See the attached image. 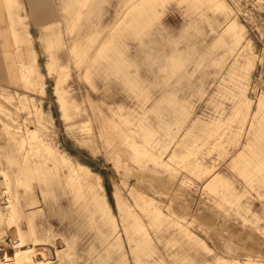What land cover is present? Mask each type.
<instances>
[{
	"label": "rangeland",
	"instance_id": "374dc122",
	"mask_svg": "<svg viewBox=\"0 0 264 264\" xmlns=\"http://www.w3.org/2000/svg\"><path fill=\"white\" fill-rule=\"evenodd\" d=\"M21 1L19 41L0 2V230L17 192L27 232L71 247L53 264H264V0ZM26 32L44 92L18 74ZM10 132L94 183L26 198Z\"/></svg>",
	"mask_w": 264,
	"mask_h": 264
},
{
	"label": "bare ground",
	"instance_id": "6f19581e",
	"mask_svg": "<svg viewBox=\"0 0 264 264\" xmlns=\"http://www.w3.org/2000/svg\"><path fill=\"white\" fill-rule=\"evenodd\" d=\"M20 1L21 0H2L6 10H8V26L10 32L17 41L20 40L18 35L20 34V31L23 30V27L20 25V14L15 13V7H17L18 2ZM28 34L29 33L26 32L27 39L24 44H17V51H21V48L24 47L28 48L31 53L30 58L28 60V58H23L18 55L20 58L18 59L16 67L20 79L28 84H32L34 87H40V90L43 91L44 84L39 72L36 52L31 49L30 43L32 37H30V39ZM34 87L33 89H35ZM28 89H30V87ZM37 121L40 123V119H37ZM109 128L111 130L113 129L115 132L121 133V136H123L122 127L118 124L112 123ZM28 130V135L30 134L31 137H36L34 129ZM107 130L108 128L105 129L102 127V131L107 132ZM9 135L12 140L20 143V148H17L16 150L15 163L17 170L15 173V180L18 184L25 182L24 193L26 198L36 197L37 195H42L43 197L47 193L52 194L53 186L62 187L63 181L69 182V180V184L74 191V196L80 197V179H84V181L90 186L94 183L90 179L91 176L89 177L92 172L87 165L79 162L76 166H73L64 153L55 149L53 146L48 144L44 145L40 140L37 141V146L34 147V149L44 156V161L37 162L30 158L27 151L23 152L24 150L21 147L23 141L20 134L10 132ZM125 135L126 134H124V136ZM36 138L38 139V137ZM134 154L135 157L141 156L139 152H135ZM46 162H51V165H46ZM40 183L44 184L45 187L42 188ZM33 202L34 201L30 199H22L16 192L14 203L10 205L18 204L21 206L22 211L10 212L5 225L0 230V264H53L57 252L71 248L67 241H62L59 237H44L37 239L34 232H27L30 229H33L34 231L32 211L30 210L31 206L29 205ZM21 213H26L28 216L21 219ZM130 215L133 216L136 225H142L137 215L132 212H130ZM19 219L23 220L26 225L24 230L19 227ZM54 242L57 247L54 245Z\"/></svg>",
	"mask_w": 264,
	"mask_h": 264
},
{
	"label": "crops",
	"instance_id": "0c3cea01",
	"mask_svg": "<svg viewBox=\"0 0 264 264\" xmlns=\"http://www.w3.org/2000/svg\"><path fill=\"white\" fill-rule=\"evenodd\" d=\"M0 81H4L6 77V64L3 59V48L2 44L5 42L4 34L2 33V29L4 28L3 19H4V9L0 4Z\"/></svg>",
	"mask_w": 264,
	"mask_h": 264
}]
</instances>
